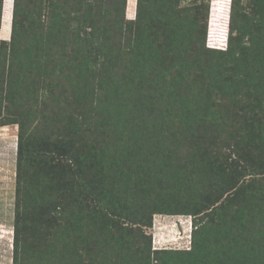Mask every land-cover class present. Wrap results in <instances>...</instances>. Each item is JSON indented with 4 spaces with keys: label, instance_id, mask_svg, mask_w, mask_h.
I'll use <instances>...</instances> for the list:
<instances>
[{
    "label": "trees",
    "instance_id": "1",
    "mask_svg": "<svg viewBox=\"0 0 264 264\" xmlns=\"http://www.w3.org/2000/svg\"><path fill=\"white\" fill-rule=\"evenodd\" d=\"M208 1L13 0L12 264H264V0H231L224 50ZM154 213L188 246L151 250Z\"/></svg>",
    "mask_w": 264,
    "mask_h": 264
},
{
    "label": "rangeland",
    "instance_id": "2",
    "mask_svg": "<svg viewBox=\"0 0 264 264\" xmlns=\"http://www.w3.org/2000/svg\"><path fill=\"white\" fill-rule=\"evenodd\" d=\"M135 4L136 0H133L132 5H126L127 19L135 17ZM230 4L231 0L208 1L207 16H203L201 19V23L206 26V48L215 50L226 49ZM182 6H185L184 2ZM200 10L204 13V8ZM2 13H4L3 8ZM7 16L11 15L7 13ZM1 35L2 31L0 40L9 41L10 34L8 39L1 38ZM17 133V125L0 127V264H12L13 258L12 240L16 214L15 164ZM193 143L191 141L186 147L192 148ZM190 219L189 216L184 215L154 213L151 216L150 226H142L141 231L145 237H150L151 250L182 249L188 246L186 241L190 237ZM134 227L137 228L136 225Z\"/></svg>",
    "mask_w": 264,
    "mask_h": 264
},
{
    "label": "bare ground",
    "instance_id": "3",
    "mask_svg": "<svg viewBox=\"0 0 264 264\" xmlns=\"http://www.w3.org/2000/svg\"><path fill=\"white\" fill-rule=\"evenodd\" d=\"M13 0H3V12L2 13V19H1V31L2 35L1 38L8 39L10 34V22H11V16H7V13L11 15V6H12ZM133 4V0H127V5L130 6ZM11 9V10H10ZM0 31V34H1Z\"/></svg>",
    "mask_w": 264,
    "mask_h": 264
},
{
    "label": "crops",
    "instance_id": "4",
    "mask_svg": "<svg viewBox=\"0 0 264 264\" xmlns=\"http://www.w3.org/2000/svg\"><path fill=\"white\" fill-rule=\"evenodd\" d=\"M2 17V16H1ZM0 28H1V25H0Z\"/></svg>",
    "mask_w": 264,
    "mask_h": 264
}]
</instances>
